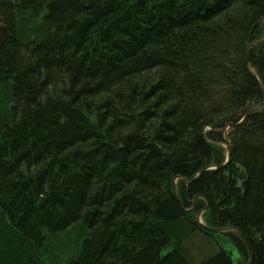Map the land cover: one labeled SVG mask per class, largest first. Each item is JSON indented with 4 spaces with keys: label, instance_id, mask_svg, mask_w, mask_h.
<instances>
[{
    "label": "trees",
    "instance_id": "obj_1",
    "mask_svg": "<svg viewBox=\"0 0 264 264\" xmlns=\"http://www.w3.org/2000/svg\"><path fill=\"white\" fill-rule=\"evenodd\" d=\"M263 17L264 0H0V264H235L204 208L264 264V111L185 179L264 105L246 62ZM250 61L264 82V44Z\"/></svg>",
    "mask_w": 264,
    "mask_h": 264
},
{
    "label": "water",
    "instance_id": "obj_2",
    "mask_svg": "<svg viewBox=\"0 0 264 264\" xmlns=\"http://www.w3.org/2000/svg\"><path fill=\"white\" fill-rule=\"evenodd\" d=\"M262 21L264 23V17H263V20ZM262 44H264V37L262 39H260V40L255 41L254 43H252V44H250L248 46L247 51H246V62L254 70L255 74L257 75V77H258V79H259V81L261 83V86H262V89H263V92H264V82L262 80V77L260 75V72L258 71V69L250 61V52H251V50L254 47L259 46V45H262ZM256 111H264V105L263 106H257V107L252 108L247 114H245V116L239 122H237V123H231V124L227 125L225 128H223L222 132H223V135H224V139H225V142H226V149H227L226 161L223 164L214 165V166H210V167H207V168L202 169L194 178H185L187 182L195 181L206 170H209V169H221V168L225 167L230 162V160H231V139H230V131L233 130V129H236L240 124H242L245 121V119L249 115H251L252 113H254ZM182 178H184V177L183 176H177L175 178V191H176L177 198L180 201H181V198H180L181 196H180V191H179V188H178V185H177V180L178 179H182ZM245 184H246V182H244V185ZM199 197H203V196H197L195 199H197ZM207 207H209V203H208ZM205 210H206V208L201 209L197 213V217L196 218L200 222V224L206 230H208L210 232H215V233H218V232H222V233H227L228 232L229 233L230 232V233L238 236L241 240L244 241V243L247 245V247L249 249V257H248L247 264H252V262H253V254H252V250H251V247H250V243L247 240V238L237 228H234L232 226L217 227V228L207 226L202 221V214H203V212Z\"/></svg>",
    "mask_w": 264,
    "mask_h": 264
},
{
    "label": "rangeland",
    "instance_id": "obj_3",
    "mask_svg": "<svg viewBox=\"0 0 264 264\" xmlns=\"http://www.w3.org/2000/svg\"><path fill=\"white\" fill-rule=\"evenodd\" d=\"M224 136V135H223ZM225 140V139H224ZM225 147H226V142H225ZM214 166V165H213ZM204 213V212H203ZM203 215V214H202ZM203 221V220H202ZM214 238V237H213ZM215 241L219 242L222 247L227 249L229 252L232 254V258L235 264H238L239 260V253L236 247L233 245L231 242L230 237L223 235L222 233L218 232L215 234Z\"/></svg>",
    "mask_w": 264,
    "mask_h": 264
}]
</instances>
